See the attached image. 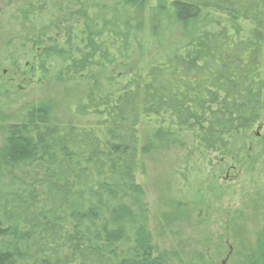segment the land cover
Instances as JSON below:
<instances>
[{"label":"trees","instance_id":"obj_1","mask_svg":"<svg viewBox=\"0 0 264 264\" xmlns=\"http://www.w3.org/2000/svg\"><path fill=\"white\" fill-rule=\"evenodd\" d=\"M171 5L182 24L204 10L228 22L114 89L89 94L76 115L92 124L64 125L43 105L8 128L0 148V264H167L156 254L137 182L147 174L141 154L182 148L192 134L199 151L225 157L264 114V0ZM79 44L75 53L53 47L44 55L65 61L68 75L116 64L101 31ZM141 125L150 130L144 144Z\"/></svg>","mask_w":264,"mask_h":264},{"label":"rangeland","instance_id":"obj_2","mask_svg":"<svg viewBox=\"0 0 264 264\" xmlns=\"http://www.w3.org/2000/svg\"><path fill=\"white\" fill-rule=\"evenodd\" d=\"M173 1L0 0V148L8 128L43 105L64 125L92 124L76 115L89 94L114 89L125 76L181 52L201 31L228 22L204 10L182 24ZM90 30L101 31L116 52L110 69L68 75L65 61L46 59L53 47L82 49L79 41ZM149 132L140 126L142 144ZM141 158L147 174L137 182L156 254L167 264L264 263V114L231 141L225 157L199 151L188 134L184 147Z\"/></svg>","mask_w":264,"mask_h":264}]
</instances>
